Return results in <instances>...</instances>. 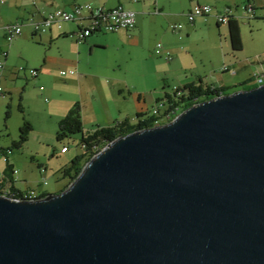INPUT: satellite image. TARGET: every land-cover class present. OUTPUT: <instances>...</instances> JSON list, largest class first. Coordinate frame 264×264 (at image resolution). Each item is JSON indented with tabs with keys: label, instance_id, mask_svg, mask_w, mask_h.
<instances>
[{
	"label": "water",
	"instance_id": "95a60500",
	"mask_svg": "<svg viewBox=\"0 0 264 264\" xmlns=\"http://www.w3.org/2000/svg\"><path fill=\"white\" fill-rule=\"evenodd\" d=\"M0 264H264V83L117 136L57 193H0Z\"/></svg>",
	"mask_w": 264,
	"mask_h": 264
},
{
	"label": "crops",
	"instance_id": "0c3cea01",
	"mask_svg": "<svg viewBox=\"0 0 264 264\" xmlns=\"http://www.w3.org/2000/svg\"><path fill=\"white\" fill-rule=\"evenodd\" d=\"M250 1L254 2L256 6L255 17L264 16V0H247V3ZM77 3H91L97 7L110 8L122 5L136 12L137 23L131 30L121 28L115 32L109 31L111 35H102L108 32H94L84 41L77 39L78 37L76 34L82 25L81 22H62L60 27L52 25L47 32L37 35L42 43L49 45L50 51L47 52L43 64L40 66L38 78H33L35 81L41 80L40 74L42 73L41 82H45L44 74L49 68H53L54 66V68L64 67L65 69L74 71V73L66 75V82L75 86L76 91L74 94L67 99L59 97L56 99L55 103L49 106L52 125L56 124L58 126L59 121L66 116L77 101H79L82 106L84 129L87 133L99 127L114 125L120 119V116L126 112L136 113L135 116H130L128 114L124 118V120L129 119L134 121V124H138L140 121L150 117V114H146L147 112L143 111L142 108L148 100L150 102L154 99L157 100L158 97L156 92L153 93L148 90H140L137 86L129 84L130 82L124 74L125 71H123L124 61L119 58L112 59L107 56L105 57L104 53L101 51L116 45L143 48L147 40L152 43L157 40L156 46L159 43L163 46V52L158 54L159 57L169 62L174 59L173 55L175 52L180 55L184 49L183 44H180L178 40L182 41L189 38L193 28L201 23H213L215 25L214 32L215 34L217 33L220 38L219 42L221 44V49L224 51L226 58L230 61L229 64L224 62L223 66L226 65L230 70H233L226 71L223 68L221 73H219L215 64H212L209 66L208 70L196 75V78L185 76L182 80L183 82L181 81L182 89L188 85L194 84L199 86L202 84L203 86L224 89V93L227 94L237 89L250 88L260 84L259 80L253 78V69L250 67L253 61H255L252 57L258 53L250 52L247 56L241 53L244 49L243 42L246 41L243 34V29H245V27L241 22L246 24V21L250 20L245 9L243 10L244 13H242L238 7L241 0H4L3 3L0 0V50H7V55L4 57L5 65L3 68V77L0 79V85L10 96V100H12V96H14L20 88L19 81L21 79H26L28 82L30 80L28 78L32 76L28 72V68L24 67L25 70L21 72L19 71V67H16L14 59L15 53L11 51L14 41L11 44H7L6 41L4 42L5 25L14 22H22L23 27L25 25L31 26L30 22L33 20L41 21L57 8L70 10ZM197 3L210 4L213 6L214 11L205 16H197L195 21L191 22L187 14L192 11ZM226 8L231 10L229 12L230 16L238 19L240 22L243 48L238 52L232 50L228 21L218 22L217 20L218 14H225L227 12ZM243 14L247 19L244 18ZM173 25L180 26L173 29ZM184 27L186 29L184 31L187 35L186 37H184L182 33V28ZM31 35V37L36 36L33 30ZM29 36L30 32L23 30L22 34L17 36L14 40L17 39V44H20L27 41ZM214 38L216 40V37ZM159 39L164 43L158 41ZM216 41L214 44H217ZM223 42L229 44V51L224 47ZM149 51H151V49H149ZM166 51L171 53V58L169 60L165 57ZM0 57L2 56L0 55ZM257 63L259 65L262 64L259 60H257ZM230 74L232 76H230ZM261 79L262 82H264V74H261ZM25 89L24 86L22 90H19L18 108L19 103L23 104ZM40 89L42 90L41 97L45 88L40 86ZM163 91L164 98L171 95L166 89ZM143 92L146 94V97H143ZM185 92L187 91L185 90ZM1 96L3 98L0 100H5V94H1ZM160 99H162V97L158 98V100ZM132 100L134 101V110L130 111L128 108H130L129 104H132ZM86 111H90V113ZM138 114H141V117H138ZM28 120L32 123L31 125L33 127L29 138L33 135V132L34 134L37 132L38 136L42 138V141H47L46 145L52 147L51 140H54V137H52V130L38 126V122L34 121V119ZM55 137H57V131ZM56 140L58 141L57 138ZM62 147H64L63 144L59 147V151L63 156L69 154L70 149L63 153L61 151ZM0 149V154H2L9 148L4 149V147L1 146ZM54 149L57 150L58 148L53 146V150ZM10 151L8 150V153H10ZM9 161L16 170V173L13 175L15 180L14 185L21 190L30 188V186L25 185V187H23L20 184L21 178L17 176L18 170L15 168L14 162H11L10 158ZM5 168L6 162L4 165L3 162L0 161V181H2ZM47 169L48 168L45 169V173H47Z\"/></svg>",
	"mask_w": 264,
	"mask_h": 264
},
{
	"label": "rangeland",
	"instance_id": "374dc122",
	"mask_svg": "<svg viewBox=\"0 0 264 264\" xmlns=\"http://www.w3.org/2000/svg\"><path fill=\"white\" fill-rule=\"evenodd\" d=\"M246 3L247 0H241V3L238 6L242 13H244L243 10L245 9ZM244 18H246L245 15ZM33 21L35 22L37 20ZM241 24L245 27V29H243V34L246 40L243 42L244 49L241 53L245 54L246 56L250 52L258 53L252 57L253 60H255L253 61V64L250 65V67L253 69L252 74L254 72L264 71V63L259 59L264 57V16L255 17L254 15V17L250 18V20L246 21V24H243L242 22ZM31 26L25 25L23 27V30L30 32V36L27 41L17 44V39L14 40L11 47L13 49L11 51L15 53L14 59L16 62V67H19V71L23 72L25 68H28V72L30 73V69H35L37 71V76L30 73L32 77L28 78L30 79L28 82L26 79H21L19 81V90H22L24 86L26 88L23 95L24 112L20 111V108H18L19 90L14 94V96H12V100H10V96L5 92L4 88L3 92H0L1 94H5V100H0V147L3 146L4 149L9 148L7 149V152L8 150H11L10 153H8L9 158L11 162H14L15 168L18 170L17 176L21 178L20 184L23 187H25V185L30 186V188L35 191L36 196H40L46 192L50 194L63 190L68 184H70V180L68 176L64 175L62 169L71 165L73 159L76 156H82L83 159L87 156H85L84 150L81 146V133L77 132L73 134L71 138L64 141L56 140L57 137H55V134L58 130V126L56 124L52 125V121H50L51 115L49 114V106L55 103L56 99L59 97L67 99L74 94L76 91L75 86L66 82V75L72 74L74 71L71 72L72 70L65 69L64 67L54 68V66L53 68H49L44 74L45 82H41L43 75L42 73L40 74L41 80L35 81V79H33L38 78L40 66L43 64L45 55L50 51V48L48 44L42 43L37 36L43 33H37L33 27L31 29ZM214 27L215 25L213 23L197 24V26H195L191 31V36L189 38L182 41L178 40L180 44H183L184 49L180 55L179 53L175 52L173 55L174 59L169 62L166 59L159 57L156 51L157 40H155L153 43L147 40L143 48H136L128 45H116L101 52L104 53L105 57L107 56L112 59L119 58L124 61L123 71H125L124 74L127 80H129V84L137 86V88L140 90H148L152 91L153 93L156 92L158 98H167V100L170 101L173 98L172 96L174 95L173 93L175 88H182V80L185 76L196 78V75L208 70L209 66L212 64H215V66L218 68L217 70H219L218 72L221 73L224 68V62L226 64L230 63L229 59L226 58L224 51L221 49V44L219 42L220 38L218 37L217 33L215 34ZM81 29L82 25L76 33L78 38V33ZM32 30L36 35L34 37H31ZM185 30V27L182 28L184 37L187 36L184 32ZM94 32L96 33L95 30L92 31L88 38ZM211 32L213 33V38ZM109 34L111 35L110 32L102 35ZM214 37H216L217 41ZM158 41L164 43L161 39ZM215 41L217 44H214ZM223 44L224 47L229 51V44L227 42H223ZM149 49H151V51H149ZM257 60L262 62V64L259 65ZM63 70L66 72V74L62 73ZM232 70L233 69L230 71ZM230 76L232 75L230 74ZM40 86L45 88L41 97L40 95L42 94V90L40 89ZM164 89H166L171 95L164 98ZM1 94L0 99L3 98ZM142 94L143 97H146L144 92ZM158 98L157 100L154 99L152 102L148 100V102L143 105L142 109L143 111L147 112L146 114L152 113L153 107L158 101ZM204 99L205 97H202L200 100ZM133 103L134 101L132 100V104H129L130 108H128V110H134ZM6 111H9V116L7 118ZM86 112L90 113V111ZM128 114L130 116H135L136 113H123L118 121H123ZM24 119H34V121L38 122V126L52 130V137H54V140H51L52 147H48L46 145L47 141H42V138L38 136L37 132L35 134L33 132V135H31V137L22 145L21 148L14 145V141L20 139V124L22 125L24 123ZM156 121H161V117L157 118ZM131 122L134 124V121ZM164 122L167 123L168 120L163 119L161 121V123ZM62 144L66 145L70 149L69 154L65 156H63V154L59 151V147ZM53 146L57 147L58 149L53 150ZM0 161H2L5 165L2 154H0ZM45 167L48 169L47 173H45L46 178L44 180L43 174L40 172V168ZM14 172L16 173L15 169Z\"/></svg>",
	"mask_w": 264,
	"mask_h": 264
},
{
	"label": "built area",
	"instance_id": "2783aa9c",
	"mask_svg": "<svg viewBox=\"0 0 264 264\" xmlns=\"http://www.w3.org/2000/svg\"><path fill=\"white\" fill-rule=\"evenodd\" d=\"M3 3L4 0H1ZM227 12L225 14L221 13L217 15L218 21L224 22L227 21L230 17L229 12L230 9L226 8ZM214 11V8L210 4H196L192 11H190L187 16L191 22L195 21L197 16H205L210 14ZM245 11L249 18H252L256 13V6L255 3L250 1L245 5ZM70 22V21H79L82 24V29L78 33L79 40L83 41L92 31L96 32H115L118 29L125 28V29H132L135 27L137 23L136 12L132 9H126L123 6H117L114 8L110 7H97L91 3H77L73 8L70 10H66L65 8H57L53 12H50L43 20L41 21H33L30 22L33 29L37 33H45L52 25H57L58 27L61 26L62 22ZM180 25H173V29ZM23 24L22 22H14L9 25H5L4 31L5 36L4 39L7 44H11L14 39L22 34ZM156 51L158 54L163 52L162 44H157ZM0 79L3 77V68L5 65L4 57L7 55V50L1 49L0 50ZM171 53L166 51L165 57L169 60ZM264 63V57L259 58ZM226 71H229L230 68L228 66H224ZM73 72V70L71 71ZM30 73L37 76V71L35 69H30ZM62 73L66 74L63 70ZM261 74H264V71L254 72L253 78L255 80H260V84L264 83L261 82ZM0 92H3V87L0 85ZM174 95L172 96V100L168 101L166 99H160L156 102L155 106L153 107L152 113L150 114L151 119L153 120L152 125H159L163 119L171 120L172 115L178 114L180 111V106L176 103V99L180 96L182 97L185 94V91L182 88H175ZM154 114H161V121H154ZM82 149L86 151L87 145L85 143L81 144ZM100 149L97 146L92 148V151L97 153ZM61 151L65 153L68 151L67 147H62ZM94 153V154H95ZM46 168H42L41 173H43V179L45 180V170ZM26 197L36 198L35 191L31 188L25 190Z\"/></svg>",
	"mask_w": 264,
	"mask_h": 264
},
{
	"label": "trees",
	"instance_id": "16d2710c",
	"mask_svg": "<svg viewBox=\"0 0 264 264\" xmlns=\"http://www.w3.org/2000/svg\"><path fill=\"white\" fill-rule=\"evenodd\" d=\"M228 30H229V36L231 40V46L232 50L234 52H238L242 50L243 48V40L242 35L240 31V22L238 19H235L234 17H229L228 19ZM86 40V39H85ZM183 90L187 91L185 94L178 99H176V103L179 104L180 109L179 111H182L183 109H186L188 106L193 104L194 102L200 101L202 97L206 98H212L216 95L224 93V89H218L211 86H203L202 84L199 86H196L194 84L185 86ZM20 111L24 112V106L23 104L19 103ZM82 106L77 101L73 107L68 111L65 117H63L59 121L58 130H57V139L58 141H64L73 136L75 133H81L82 134V140L81 144L85 143L87 145L86 151H84L86 158L83 159L82 156H76L72 164L68 167H65L62 169V172L65 176H68L70 182L73 181L76 176H78L79 172L83 169L84 164L86 161L90 158L91 155H94L95 152L92 151V148L94 146H97L99 149L102 148L106 142L112 141L119 135H125L135 129H142L144 127L153 126L152 122L153 120L151 117H148L147 119H144L143 121H140L138 124H132L129 119H125L121 122L117 121L112 126H104L96 128L94 131L87 133L84 130V122L82 118ZM9 116V111H6V118ZM138 117H141V114L137 115ZM175 115H172L171 118H173ZM161 115H155L154 121H156L157 118H160ZM32 123L28 119H24V123L20 126V139L16 140L14 142V145L21 148L22 145L29 139V136L31 134V131L33 130V127L31 125ZM67 147L66 145H63ZM68 148V147H67ZM69 149V148H68ZM5 162H6V168L4 169L2 181H0V193L3 195H10L12 197L17 198H27L25 194V190H21L18 187L14 185V167L13 164L10 163L8 158V152L7 150L3 153ZM48 194L47 192L44 194H41L37 197H42L44 195Z\"/></svg>",
	"mask_w": 264,
	"mask_h": 264
},
{
	"label": "bare ground",
	"instance_id": "6f19581e",
	"mask_svg": "<svg viewBox=\"0 0 264 264\" xmlns=\"http://www.w3.org/2000/svg\"><path fill=\"white\" fill-rule=\"evenodd\" d=\"M259 82H260V80H259ZM261 82H262V79H261ZM259 85H260V84H259ZM155 115H159V114H154V116H155ZM160 115H161V114H160Z\"/></svg>",
	"mask_w": 264,
	"mask_h": 264
},
{
	"label": "clouds",
	"instance_id": "9594fccd",
	"mask_svg": "<svg viewBox=\"0 0 264 264\" xmlns=\"http://www.w3.org/2000/svg\"><path fill=\"white\" fill-rule=\"evenodd\" d=\"M180 113V112H179ZM170 121V120H169ZM101 149V148H100Z\"/></svg>",
	"mask_w": 264,
	"mask_h": 264
}]
</instances>
